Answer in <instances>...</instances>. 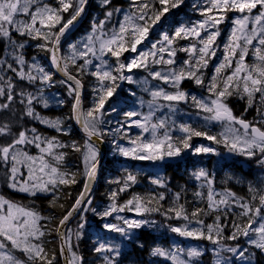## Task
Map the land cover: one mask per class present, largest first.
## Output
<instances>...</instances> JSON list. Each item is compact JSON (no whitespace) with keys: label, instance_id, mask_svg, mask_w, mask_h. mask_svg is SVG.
<instances>
[{"label":"snow or ice","instance_id":"obj_1","mask_svg":"<svg viewBox=\"0 0 264 264\" xmlns=\"http://www.w3.org/2000/svg\"><path fill=\"white\" fill-rule=\"evenodd\" d=\"M88 3L89 0H57V6H52L45 0H0V43L3 44L0 50V170L3 171L0 187L32 197L50 195L49 206L56 207L60 185L77 183L76 174L64 170L67 153L61 150L71 148L80 152L84 163L83 190L59 218L41 215L37 210L0 194V264H54L56 253H51L49 258L43 240L53 230L60 240L59 254L65 264H84L83 257L74 251L73 239L78 248V242L85 234L86 214L89 212L100 221L92 251L101 257L102 264H123L121 244L116 243L113 236L102 233L118 234L123 241L142 248L143 244L135 233L141 228L155 227L157 221L150 218L153 214L166 220L185 221L180 225L168 224L170 232L186 239L207 240L214 245L208 249L213 254V264H257V253L264 255V194L251 186L249 192L253 195L248 200L229 189L217 193L212 176L201 168L194 175L196 180L203 181L202 187H207V208H196L191 213L180 203L179 192L174 194L172 205L166 209L160 203L166 199L163 192L146 197L133 194L120 203L119 195L138 182L137 175L127 169L123 180L111 181L119 187L109 193L110 203L102 210L93 206L90 193L97 178L98 145L109 134L114 137L115 153L133 161L163 162L166 158L179 157L189 149L192 155L219 156L220 153L211 146L190 143L193 137H203L222 144L229 153L257 158V163L264 166V127L259 126L264 125V0H208L210 6L200 9L203 19L189 25L174 24L165 15L179 8L184 0H131L126 11L110 7L112 0H99L104 18L94 20L90 33L79 45L69 44L68 54L62 55L61 41L80 23ZM230 11L240 15L231 21L233 27L228 43L224 45L223 60L214 66V74L205 83V71L219 47L216 45L221 34L219 25ZM21 15L28 19H19ZM117 15L122 19L114 24L112 18ZM162 17L164 22L160 23ZM157 24L159 31L153 32L156 38L149 39L150 31ZM13 33L24 39H17ZM178 39L190 40V43L176 47ZM29 41H39L34 47L49 54V62L55 71L47 70L35 56L29 62L24 55ZM250 50L257 62L247 65L245 58ZM177 52L186 53L187 58L177 63ZM125 53L132 55L122 60ZM133 69L144 70L147 75L134 79ZM227 69L231 71L227 72ZM55 73H60L63 78L54 80ZM83 76H92L96 80L91 85L92 104L87 109L82 101ZM152 80L162 83L153 86ZM185 80L205 88L208 96L197 97L185 91L182 88ZM124 82L137 85L151 97L146 102L147 113L122 109L123 100L117 90ZM57 84L66 88L72 100L71 115L67 119L73 120L84 133L83 146L76 141L64 143L58 136H44L35 127L18 128L27 117L59 135H69L71 125L65 127L63 119H52L37 111V105L44 109L51 106L46 91ZM114 94L116 99L113 100ZM128 94L136 96L132 89ZM232 96L245 100L249 108L258 100L256 111L260 119L246 121L235 116L228 104ZM64 103V100L58 101L59 106ZM140 103L143 105L145 101L141 98ZM180 103H191L192 107L205 113L203 119L206 123L214 122L222 130L212 135L182 123L178 129L184 135L173 137L171 131L176 127L175 121L171 127L168 121ZM164 109L168 114L156 117V113ZM120 115L125 119H117L115 127L105 128L113 123L109 117ZM137 116L140 119H132ZM132 126L141 129V134L135 138L127 132ZM161 129L164 130L162 133ZM145 133L148 135L144 136ZM115 137L126 139L130 146H122ZM27 146L38 149V154L30 155ZM21 167L27 169L24 179H21L25 175ZM150 183L167 188L160 176L152 178ZM194 195L204 198L203 192ZM257 200L259 203H254ZM59 207L63 208V205ZM235 208L241 211H233ZM126 211L140 218L130 219L122 215ZM213 212L217 213L213 224H205L199 218L201 213ZM221 214L225 219L229 214L234 215L240 222L221 223ZM76 217L79 220L73 231L68 224ZM56 219L59 223L54 229L49 227ZM229 226L232 231L225 236L224 229ZM241 237L243 244L225 243L240 241ZM17 253H23L25 259ZM204 254V248L191 245L187 248L174 245L171 249L157 246L151 251L153 257H162L171 264H198Z\"/></svg>","mask_w":264,"mask_h":264},{"label":"trees","instance_id":"obj_2","mask_svg":"<svg viewBox=\"0 0 264 264\" xmlns=\"http://www.w3.org/2000/svg\"><path fill=\"white\" fill-rule=\"evenodd\" d=\"M131 0H112V4L110 7H119L123 10H128ZM203 0H184V3L176 9H172L169 13L165 14L168 17L169 21L176 24L179 20V16L181 15L183 21H190L193 17H195V13L200 12V9L203 8ZM104 18V9L100 7L99 0H93L92 5L83 21L78 31L74 36H71L69 40L76 37L84 36L88 31H91L92 22L94 20H100ZM121 19V16L117 15L112 18V22L115 24L117 21ZM182 21V22H183ZM160 22H164V18H161ZM159 25V24H157ZM188 41L183 39H178L175 43L176 47L185 46ZM68 43V40L64 43V46ZM3 44L0 43V50H2ZM63 54L65 55L66 50L62 49ZM48 54V53H47ZM128 53H125L122 58H124ZM177 63L182 62L186 59V55L184 52H177ZM73 74L75 71L73 70ZM54 80H59L58 77L53 76ZM205 83L209 81V71L208 73L205 71ZM95 77L92 76H83V84H84V109H87L92 104V90L91 85L94 84ZM193 81H187L183 84V88H191L194 94H208L206 89L197 85L192 84ZM128 87V86H127ZM58 94H61L64 98V105L59 109L50 110L47 112H41V115L48 116L52 119L61 118L64 120V126L67 127L71 125V130L69 135H59L54 130H50L44 128L39 124H35V128L44 136H58V138L64 143H70L72 141L78 142L81 146L84 144V137L77 131L75 128L73 120L67 119L68 116L71 115V104L72 100L68 98L66 88L57 84L52 88ZM124 88H121L120 91L117 90V94L122 98L123 104L121 105L124 111H129L132 106L131 99H128V94L126 93ZM258 95V94H257ZM111 99H116V95ZM259 101L257 100L256 104L253 107L249 108L246 101L239 99L237 96H232L228 99L229 106L232 107V110L237 116H243L248 118L253 116L258 106ZM191 106V103L183 104L182 107L184 110L188 109ZM107 107V104L105 105ZM247 108V111L245 109ZM192 110V109H191ZM108 119L113 120V123L110 125L109 129L116 126V120H124L125 117L120 115L119 117L113 116ZM115 123V124H114ZM198 130L209 132L212 135H217L220 130L217 127L213 128H205L199 125L192 126ZM129 136L135 138V133H128ZM203 137H193L190 142H197ZM113 135H105L104 141L106 142L108 149L113 146ZM116 140H125L119 139V137L115 138ZM215 144V143H213ZM67 153L65 159L63 161L64 170L75 173L77 183L69 184V185H60L61 191L59 192V199L57 201L56 207H50L49 201L52 199L50 195L47 196H25L21 194H17L15 192L10 191L6 187H0V194H3L8 199L15 201L16 203L23 204L25 207L32 208L40 212L41 215L49 216L54 215L59 218L66 213V211L73 205L75 199L78 194L83 190V168L81 166V153L74 152L71 148L62 149ZM111 153V151H109ZM185 160V161H177V162H165L162 163L161 173L158 175L155 171H153L148 163H141L138 161H123L117 158H110L106 161L105 167L102 169L100 173V177L96 186V190L93 194V206L102 209L106 206L109 201V193L119 186L111 181L115 180H123L127 175V171L132 172L137 175V183L132 186L128 191L121 193L118 197V201L123 203L126 199H130L133 194H139L141 196H148L150 194H158L163 192L166 196L164 201L160 203L166 209L170 205H172V199L175 193L179 192L181 194L180 203H183L185 208L189 213H191L196 208H207V200L206 194H204V198L197 197L194 195L196 192H200L195 179V173L198 172L201 168L207 170L208 172L214 173V185L215 187L225 190L229 189L232 192L236 193L237 196L243 197L245 200L251 198L253 193L249 192V187L255 188L260 194H264V168L259 163H257V158L246 160V166L237 162H229V163H220L215 159H211L207 162H200ZM214 167V168H213ZM188 168V169H187ZM214 169V170H213ZM180 170V171H179ZM230 171V172H229ZM3 171L0 170V173ZM195 172V173H194ZM182 173V174H181ZM253 173V174H252ZM230 174V175H229ZM192 175V176H191ZM157 176L162 177L166 184L167 188H159L150 183L152 178H156ZM191 196V197H190ZM190 203V204H189ZM254 203L258 204L259 201H255ZM59 205H63V208L59 207ZM203 205V206H202ZM194 208V209H193ZM239 212V211H235ZM158 217L164 218L159 214H154ZM215 215L217 213L213 212L211 214L205 215L204 213L200 214V219L204 220L205 224H213L215 220ZM88 224L84 230L85 234L78 242L79 247H75L77 243L73 239L74 251H76L80 256L84 259V264H102L101 257L92 251L94 247V231L97 230V226L100 224V221L97 217L93 216L92 213L87 215ZM165 219V218H164ZM246 220L247 218H243ZM79 217H76L69 225L73 231L76 230L77 223ZM166 220V219H165ZM240 222L238 217L229 214L227 219L221 214V223L231 224L232 221ZM183 220H167L168 224L177 225L180 224ZM41 223H47V221H41ZM59 220L56 219L52 221L49 227L54 229V225L58 224ZM231 227H227L224 229V235L227 236L231 233ZM139 238V242L143 244V247H138L136 244L127 241V247L122 252V261L123 264H171L168 261L161 259L160 257H153L151 255V251L153 248L159 246L161 248H167L169 245L168 236L167 235H155L148 231L141 230L135 234ZM44 247L49 252V258L51 257V253H56V261L54 264H62L60 250H59V242L57 239L56 232L53 230L51 235H46L44 238ZM161 241V242H160ZM232 241H225V243H230ZM21 259H25L22 254H19Z\"/></svg>","mask_w":264,"mask_h":264},{"label":"rangeland","instance_id":"obj_3","mask_svg":"<svg viewBox=\"0 0 264 264\" xmlns=\"http://www.w3.org/2000/svg\"><path fill=\"white\" fill-rule=\"evenodd\" d=\"M52 1L53 0H45V2L48 3V4H50V5H52L51 4ZM54 1H57V0H54ZM204 4L206 6H210L208 4V0H205L204 1ZM238 15H240V14L239 13H235L234 14V17L235 16H238ZM18 18L19 19H28V17L23 16V15L19 16ZM201 19H203V18H201ZM201 19H198L196 21H199ZM232 19L233 18L228 19V20L225 19L219 25V28L221 30V34H220V36L216 40V45H218L219 47L217 48V51H216V57L210 61V63L212 62V69L210 70V72L213 73V74H214V66L217 65L218 63H220L223 60L224 45L226 43H228L229 35H230V30L233 27V24L231 23ZM191 23H193V22H190L189 24H191ZM37 26H39V25H37ZM249 28H251V25H249ZM158 31H159V27L156 28V29H153V31H150V33L158 32ZM13 35L16 36V38L18 36L16 33H13ZM86 36H84L83 38L78 39L76 42H73V43H70V44H77V45H79L80 41H82ZM155 38H156L155 35H152L151 36L149 34V39H155ZM17 39H19V38H17ZM21 39H23V38H21ZM188 41L190 43V40H188ZM145 43H147V41H145ZM30 45H31V41H29L28 46H26V48L24 49V55H25V57L29 60V62H31L32 57L35 56L37 58V61L40 62L47 69L46 64L43 62V60L40 57H38L36 54H29V52H27L28 51L27 49L30 47ZM142 46L143 45H141L140 47H142ZM68 52H69V45L67 47V54H68ZM131 55L132 54H130L129 56H131ZM185 55L187 56L186 53H185ZM248 58H250L251 61L252 60H255V58H254L251 50L249 51L248 56L245 58V64H248L247 63V59ZM234 64H235V62H234ZM135 70H140L141 71V74L135 72ZM226 71L227 72H230L231 69H227ZM132 75L134 76V79H141V78H143V77H145L147 75V72L144 71V70H141V69H133ZM148 79L151 80V77H148ZM161 83H162L161 81L152 80V85L153 86H155L157 84H161ZM132 85L135 88L136 96H133V106H132L131 110H135V111H137L139 113H147L149 109H148V106H147V103L146 102L148 100H150L151 97L148 95V93L141 91L140 87H138L137 85H135V84H132ZM163 86L165 88L168 87L167 85H163ZM168 90L169 91H172V89H168ZM186 91L188 93H190L191 95H194V94L191 93V89L190 88H187ZM46 95L50 98V104H51V106L49 108H47V109H50L52 107H59L58 101L59 100H62V98L60 96L56 95L55 93H51L50 90H48V92L46 91ZM199 97H207V96L204 95V96H199ZM141 98L145 101V103L143 105H141V103H140V99ZM180 104L177 105V111H176V113L174 115H172L171 119L168 121V124H169L170 127L172 126L173 121H175L176 127L174 128V130L171 131V135L173 137H180V136L184 135V133L180 132L179 129H178V126L180 124H182V123L183 124H189L192 121H194V122L199 121L203 125H207V126L218 125V124H216L214 122L213 123H206L205 120L203 119V117L205 115V113H203V112H200L199 111V113H197L196 115L195 114H192V113H189V112H187V113L182 112L181 109H180V106H179ZM38 106L39 105H37V107ZM42 109H44V108H42ZM47 109H45V110H47ZM167 114H168V110L167 109H164L163 112H157L156 113V117L165 116ZM256 118H257L256 120H259L260 119V117L258 115H257ZM132 119H140V117L137 116V117H133ZM19 126H26V125H23L20 122V125ZM26 127L27 128H32L31 126H26ZM132 128L135 129V130H137L138 133L141 134V129L137 128L136 126H132ZM163 131H164L163 129L160 130L161 133ZM143 135L144 136H147L148 134L145 133ZM120 144L122 146H125V147L130 146L128 143H120ZM200 145L211 146L210 144H200ZM30 148H33L34 149L32 153L30 152ZM26 150L29 152L30 155H34L35 156V155L38 154V149H36L33 146H27V149ZM114 153H115V151H114ZM187 153L189 154V156H192L194 158H197V157H199L201 155L212 156V154H197V155H192V154H190L189 150L187 151ZM219 153H220V155H219L220 158H226V159H229V158H231V156H235L236 155L234 153H229L228 150L226 151L227 154H223L221 152H219ZM116 155H118V154H116ZM118 156H120V155H118ZM239 156H241V155H239ZM183 157H186V156L182 152L181 153V156H179V157L166 158L165 160H178V159L183 158ZM149 162H153V161H149ZM153 163H154V167L155 168H159V165H160L161 161H156V162H153ZM82 164H83V167H84L83 157H82ZM21 172H23L25 174L24 177H22L21 179L26 178V176H27V169L24 168V167H21ZM202 184H203V181L202 180H199V186L203 189V187L201 186ZM204 188L206 189V192H207V187L204 186ZM215 191L217 193L224 192V191H220V190H217V189H215ZM23 194H26V193H23ZM217 199H219V197H217ZM237 209H239V208H237ZM122 215L127 216L130 219L131 218H135V219H139L140 218V217H136L135 216V213L127 212V211L125 213H122ZM150 218L151 219H155L157 221V224L155 225V227H152V228H141V229L150 230L153 233H157V234H168L171 237V245H170L169 249H171L174 245H178V246H180L182 248H187L190 245L191 246H199V247H202V248L205 249V254L199 258L198 264H213L214 257H213L212 252L211 251H208V249L213 248L214 245H212L209 241L206 240L207 242L205 243L204 240H192V239L182 238V237L178 236L177 234L170 232L169 229H168V227H167V224H166V222H164V220H162V219H159L158 220V219L154 218L153 215ZM253 226L255 227V225H253ZM109 236H113L115 238V242L121 244L122 247L125 246L123 239L120 238L118 236V234L110 233ZM242 239H243V237H242ZM243 243H244V241L242 240V243L241 244H243ZM204 256L206 257V259L203 258ZM258 259L262 263H264V259H262V257H259Z\"/></svg>","mask_w":264,"mask_h":264},{"label":"water","instance_id":"obj_4","mask_svg":"<svg viewBox=\"0 0 264 264\" xmlns=\"http://www.w3.org/2000/svg\"><path fill=\"white\" fill-rule=\"evenodd\" d=\"M90 2H91V0H89V3H88V5H87V7H86V10H85V13H86V11H87L89 5H90ZM84 15H85V14H84ZM84 15L82 16L80 22L82 21ZM77 26H78V24H77ZM77 26L75 27V29L77 28ZM75 29H73V30H75ZM73 30H72V31H73ZM58 74L60 75V73H58ZM60 76H61V75H60ZM61 78H63V77L61 76ZM76 126H77L78 130L80 131V129H79V125L76 124ZM80 133L84 136V133H83L82 131H80ZM98 147L101 149L102 153H101V157H100V160H99V166H98L97 177H98V175H99V171H100L101 167L103 166V163H104L105 158H106V149H105L104 144H103V143H99ZM96 180H97V178H96ZM95 183H96V181H95ZM95 183L93 184V187H92V191H91V193H90V196H91V194H92V192H93V190H94V188H95ZM71 220H72V219H71ZM71 220H70V221H71ZM70 221H69V222H70ZM59 242H60V240H59ZM62 260H63V263L65 264V260H64L63 257H62Z\"/></svg>","mask_w":264,"mask_h":264},{"label":"bare ground","instance_id":"obj_5","mask_svg":"<svg viewBox=\"0 0 264 264\" xmlns=\"http://www.w3.org/2000/svg\"><path fill=\"white\" fill-rule=\"evenodd\" d=\"M180 162V161H179ZM214 168V167H213ZM188 169V168H187ZM214 170V169H213ZM180 171V170H179ZM230 172V171H229ZM195 173V172H194ZM182 174V173H181ZM253 174V173H252ZM230 175V174H229ZM192 176V175H191ZM167 185V184H166ZM191 197V196H190ZM205 199V198H204ZM190 204V203H189ZM203 206V205H202ZM194 209V208H193ZM216 216V215H215ZM161 242V241H160Z\"/></svg>","mask_w":264,"mask_h":264}]
</instances>
